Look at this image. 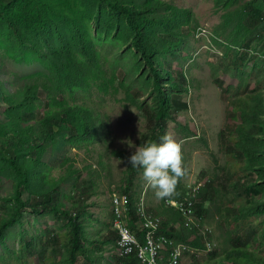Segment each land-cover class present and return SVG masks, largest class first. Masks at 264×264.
<instances>
[{
    "label": "trees",
    "instance_id": "trees-1",
    "mask_svg": "<svg viewBox=\"0 0 264 264\" xmlns=\"http://www.w3.org/2000/svg\"><path fill=\"white\" fill-rule=\"evenodd\" d=\"M73 1V4L63 5L61 14L66 19H55L57 10L52 0H0V41L17 49L21 56L28 51L41 55L51 74L55 75L54 81L45 74L31 75L24 84L15 85L11 93L0 82L3 106L0 166L6 165L8 170L3 174L10 173L5 180L13 184L12 194L4 198V204L0 206V264L9 263L6 254L13 256L12 249L6 245L7 237L17 224L22 225L25 213L35 216L51 213L62 219L60 230L52 232L48 242L40 240V251L46 252L47 243L54 244L53 256H42L44 264H83V258L86 262L96 263L97 257H89L93 250L86 244L91 226H94L93 203L89 201L98 196L101 181L112 177L111 166L105 159L112 156L125 160L127 170L120 183L109 185L108 191L112 195L108 196L112 198L118 192L122 197L123 193H128L129 202L123 217L138 238L142 240L146 235L141 224L145 214L158 216L159 233L176 244L190 246L192 249L186 254L202 264H264V221L259 218L264 214V93L255 88L240 87L229 92L230 119L236 125L229 124V132L220 135L228 158L224 167L217 166L214 161L213 176L209 178L203 174L200 177L206 179L204 185H188L183 157L186 174L180 179L175 195L162 199L157 208L147 202L145 210L138 213L137 204L143 192L138 180L143 179V169L133 168L128 162L135 149L130 153L111 149L108 121L98 110L100 103L88 102L86 98L71 102L67 96L86 90L100 94L111 87L116 89L89 35L88 24L96 23L99 36L104 33L117 36L121 31L120 23H124L132 44L129 50L134 60L132 73L142 75L143 87L148 81L150 83V99L144 102L137 98L134 102L141 110L144 128L136 148L159 142L160 137L167 134L168 122L178 111L189 107L183 96L189 90L190 81L182 71L173 72L171 65L176 50L187 38L185 27L192 24L191 11L176 7L168 0ZM215 2L239 6V0ZM263 5L264 0H253L242 12L234 13L244 22L248 48L264 36ZM64 24L69 27L71 36L64 34ZM48 27L49 37L52 33L57 34L59 44L52 45L47 37L43 46L38 42L41 30ZM234 64L237 65L236 61ZM238 77L242 87L246 86L242 79L248 77V71L241 70ZM138 93L135 85L129 82L125 94L136 96ZM104 101L102 98V103ZM181 132L185 139H193L197 129L185 125ZM59 136L74 151H82L84 158L83 166L78 168L73 157L66 173L55 180L50 177L44 157L58 143ZM253 174H258V181L252 179ZM73 181L71 189L67 184ZM196 186L197 192L194 191ZM65 187L72 191L70 196H64ZM195 199L198 200L195 213L200 221L188 226L181 207L168 203L176 202L186 208ZM110 200V210L96 217V220L103 218L105 231L93 242L95 246L104 244L110 252L116 253L119 234L111 227L115 213ZM25 250L32 255L38 248L30 245L26 233H22L17 264H29L32 260ZM170 251V248L163 251V257H169ZM205 251H209L207 259H200L199 253ZM117 258L115 264H141L137 251ZM182 263L181 259L177 264Z\"/></svg>",
    "mask_w": 264,
    "mask_h": 264
},
{
    "label": "rangeland",
    "instance_id": "rangeland-1",
    "mask_svg": "<svg viewBox=\"0 0 264 264\" xmlns=\"http://www.w3.org/2000/svg\"><path fill=\"white\" fill-rule=\"evenodd\" d=\"M52 1L57 10L55 19L61 17L66 19L65 15L61 14L64 8L63 5L65 3L73 4L74 1ZM168 1H173V4L181 9H189L191 11L192 24L185 27L187 38L181 47L176 50V57L171 65L173 72L182 71L190 81L187 85L189 90L183 96V101L188 102L189 107L178 111L175 118L168 122L167 134L173 135L182 143L183 157L186 159L187 166L186 183L188 185L196 183L202 186L205 184L206 179L203 180L200 177L205 174L206 177L210 178L215 173L214 169L216 165L214 161L221 168L228 161V158L224 154L225 147L224 144H221L220 135L229 132V128L227 127L229 124L236 125V122L230 119L232 110L229 106V95L231 94L229 92L235 91L236 88L240 87L249 90L255 88L264 93V36L257 38L254 45L248 48L246 46V37L248 34L245 33L244 22L239 21L238 15H234L237 10L238 12H242L244 6L253 0H239V6L237 7L235 5L233 7L218 5L215 0ZM261 10L264 11V5L261 7ZM120 26L121 31L117 32V36H107L105 33L103 36H99L95 30L96 23L93 21V23L88 24L89 35L95 42L101 54V61L108 68V78L115 82L116 89L111 87L105 93L100 94L95 93L96 91L91 93L86 90L79 93L75 92L73 95L69 94L67 97L71 102L86 98L88 102L100 103L101 108L98 110L101 116L105 117L108 121L107 126L111 149L130 153L136 149V142L141 133L144 132L141 110L134 106V102L137 98L144 100V102L150 99V83L148 81V84L143 87V81L140 80L142 75L132 73L134 60L131 58V53H129L132 44L127 37L128 31L124 29V23H120ZM64 29V34L71 36L69 34V27H66L65 24ZM50 33L49 27L41 30L38 40L41 46L45 44L46 37L50 38L52 45L59 44L58 35L52 33L51 37H49ZM234 61H236L237 65L234 64ZM241 70L248 71V77L242 79L246 82V86L244 87H242L241 79L238 77ZM36 74L48 75V79L53 81L55 78V75L51 74V69L46 65L41 55L28 51L26 55L21 56L17 49L11 48L3 41H0V82L4 86V89L11 93L15 90V85L19 86L24 84V80L27 77ZM172 76L175 77V74ZM129 82L133 83L135 88L139 90L138 95L125 94L126 86ZM102 98L105 99L103 103ZM2 109L3 106L0 103V120L3 119ZM185 125H191L197 129L195 138L185 139V135L181 132ZM129 140L132 143L131 147L128 143H122V141ZM74 150L66 144L62 136H59L58 143L53 148H50L44 157V162L49 168L51 178L55 180L60 179L72 164L71 159L73 157L76 158L78 168L83 166L82 159L84 155L82 151ZM105 159L111 166L112 177L110 180L105 179L101 181L102 184L100 185L101 189L98 196H93L89 201L91 202L90 204L93 203L91 211L93 213L92 223L94 226H91L92 230H90L91 233L86 240V244L93 250V253H90L89 257L91 259L97 257L96 263L94 264H115L118 261L117 257H124L136 251L141 264H148L141 258L140 248L144 247L150 240L147 236L150 231H153L151 239L158 245V255L156 256V262L158 264H168L177 259L181 254L191 250L192 248L190 246L184 243L176 244L173 240H169L168 237L160 234L158 231L159 223L156 229L147 227L146 223L149 219H160V217L146 214L141 220L143 231L146 234L142 240L129 229L128 221L124 217L129 233L137 242L132 252L126 255L119 253L122 236L119 228L114 225V220L118 216L116 213L117 204L115 203V198L119 195L117 194L118 192H115L112 198L110 197V200L108 194H112L108 191V188L109 185L118 184L122 181L126 172L125 170H127V163L125 160H121L115 156ZM6 169L7 167L3 163L0 166V206L4 204L3 199L12 194L11 186L13 184L5 180L10 172L8 171V173L3 174V171ZM252 179L258 181V174H253ZM67 185L72 189L74 181ZM138 185L141 189L143 188L140 201L137 204L139 207L138 213L145 210L147 202L155 208L160 206L162 199L157 198L155 190L147 185L144 178L138 180ZM197 186L194 188L196 192L198 191ZM67 187H65L64 196H70L72 194L70 189H66ZM123 196L129 202L128 193H123ZM196 199L192 206L188 205L186 208L181 207L180 204L174 205L181 207L182 213L185 215V222H189L188 226L200 221L195 213V205L198 201ZM109 200L112 201L111 208L115 213L111 220V227L117 229L119 234L116 253L110 252L108 248H105L106 246L104 247V244H96L95 246L93 242L96 236H100V233L105 231L103 218L96 220V217L98 214L104 215V213L110 210ZM259 218L264 221V214L259 215ZM61 220L51 213H45L39 216L25 213L21 223L22 225L17 224L8 234L6 245L13 252L12 257L8 254L5 255L9 260L8 264H17L19 242L22 233H26L30 245H36L38 248L37 252L32 253L33 256L25 250V254L32 257L29 264H44L45 260L42 256H53L54 244L47 243L46 252L40 251L42 249L40 247V240L45 239L48 242L51 233L60 230V226L63 224ZM213 229L215 230V227ZM168 248L171 249L170 255L165 258L162 253ZM256 248L258 249V247ZM1 250L2 247L0 246ZM208 253L209 251L200 252V259H207ZM182 262V264H202V261L193 259L189 254H186ZM83 264H93V262H86L83 258Z\"/></svg>",
    "mask_w": 264,
    "mask_h": 264
},
{
    "label": "clouds",
    "instance_id": "clouds-1",
    "mask_svg": "<svg viewBox=\"0 0 264 264\" xmlns=\"http://www.w3.org/2000/svg\"><path fill=\"white\" fill-rule=\"evenodd\" d=\"M122 143L132 146L130 140ZM128 162L133 168L143 169L144 180L159 199L175 195L180 179L186 174L182 143L171 134L161 136L159 142L137 147Z\"/></svg>",
    "mask_w": 264,
    "mask_h": 264
},
{
    "label": "built area",
    "instance_id": "built-area-1",
    "mask_svg": "<svg viewBox=\"0 0 264 264\" xmlns=\"http://www.w3.org/2000/svg\"><path fill=\"white\" fill-rule=\"evenodd\" d=\"M196 191V190H194ZM115 203L117 204L116 207V213H117V218L114 220V225H116L119 228V231L121 232L122 239L120 240V245L121 249L119 253L121 255H126L130 252H132L135 243L137 242L136 239L129 233V229L126 225V221L124 220V211L127 210L126 204H127V199L125 196H116L115 198ZM171 205H177V203L172 202L168 203ZM189 206L193 205V201H191ZM182 207V205L180 204ZM124 208V210H122ZM146 216V214H145ZM159 218H156L154 220L149 219L148 222L146 223L147 227H152L155 228L157 227L159 223ZM187 225H189V222H187ZM153 234V231L148 232L147 236L150 238L148 243L140 248V256L143 259L145 263L148 264H157L156 262V256L158 255V245L154 243V241L151 239V236Z\"/></svg>",
    "mask_w": 264,
    "mask_h": 264
},
{
    "label": "crops",
    "instance_id": "crops-1",
    "mask_svg": "<svg viewBox=\"0 0 264 264\" xmlns=\"http://www.w3.org/2000/svg\"><path fill=\"white\" fill-rule=\"evenodd\" d=\"M123 209H124V208H122V210H123ZM113 212H114V211H113ZM208 247L211 248L209 243H208ZM185 253H186V252H185ZM185 253L181 254V255L176 259V264L179 262V260H181V259L183 260V259H184V257L186 256ZM174 261H175V260H173V261H171V262H174ZM169 263H170V262H169ZM169 263H168V264H169Z\"/></svg>",
    "mask_w": 264,
    "mask_h": 264
},
{
    "label": "bare ground",
    "instance_id": "bare-ground-1",
    "mask_svg": "<svg viewBox=\"0 0 264 264\" xmlns=\"http://www.w3.org/2000/svg\"><path fill=\"white\" fill-rule=\"evenodd\" d=\"M30 83H32V82H30ZM30 83H29V84H30ZM35 83H36V82H35ZM29 84H28V85H29ZM253 94H254V93H253ZM157 264H158V263H157ZM169 264H176V259H175L174 262H170Z\"/></svg>",
    "mask_w": 264,
    "mask_h": 264
}]
</instances>
